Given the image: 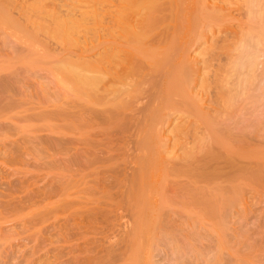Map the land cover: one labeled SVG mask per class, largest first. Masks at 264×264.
<instances>
[{
    "label": "bare ground",
    "instance_id": "bare-ground-1",
    "mask_svg": "<svg viewBox=\"0 0 264 264\" xmlns=\"http://www.w3.org/2000/svg\"><path fill=\"white\" fill-rule=\"evenodd\" d=\"M182 1L184 0H0V57L4 58L0 60L2 62L5 60L3 63L5 66L0 61V103L7 102L0 113H7V110L20 106L24 107V101L17 97L21 98L20 96L25 93L22 86H25L26 74L37 76L42 70L47 72L50 70V77L52 76L53 80L52 90L49 92L48 81V86L42 90L43 95L40 100L32 102L23 114L21 113L18 117L15 115L14 119L10 113L8 117L2 114L0 125L4 124V126H0V132L7 133L18 129V122L23 120L47 122L46 130H44V133H47L46 137L39 139L41 146L39 149L42 148L40 150L43 157L47 158L48 154L58 150V147H62L65 153H69L71 149L66 146L72 142H63L62 138L71 136L76 142L80 140L83 142L81 139L83 126L81 128L77 125L80 123L79 116L89 115L93 113L92 110L97 111L96 109L100 108V103L110 91L111 85L118 86V89H111L114 95L111 99L115 101H112L113 104L109 106H112V113L108 118L124 116L126 109L123 110L125 101L122 97L127 95L126 86L129 88L128 84L131 85V81L127 85L125 81L130 80L128 77L132 74L143 70L144 66L143 71H147L146 75L143 74V83L147 77L155 76L161 71L169 52L171 54V49L161 43L162 37L157 40V36H163L167 30V20ZM243 4L247 20L239 33L238 44L234 45L237 47L233 49L230 56L228 55L226 61L228 70L226 69L227 73L225 72L226 76H224L227 79L220 82V88L218 87L220 92L216 91L220 95L217 94L220 97L217 96V98L221 104L219 100L216 101L222 105V107L219 106L220 109L216 110L217 104V107L214 106L216 108L206 110L203 96L200 90H197V87H204L202 85L209 82V77L207 76V82L204 80L205 77L203 80H201L203 76L197 77L204 81V84L200 80L195 83V80L197 75L204 74L202 71L206 70L204 67L206 64L210 65L215 61H212L213 58L221 60L217 57L218 53L215 55L213 53L214 57H211L212 55L207 57V54L217 45L214 46L217 41L215 42L213 38L217 39V35L222 34V30H218V27L214 29L215 24L217 25L218 22L220 24L224 16L229 14L225 1H193L195 11L193 10L192 16L194 13L197 16V19L193 16L196 19L193 27L198 24L201 26L198 30L203 28L204 32L207 30V34L208 29L215 30V33H212V35L215 34L212 39L208 38V42L206 41L207 44L210 41L211 44L214 42L213 45L206 46L207 48L211 46L210 50L207 52L208 49L205 48L206 52L205 49L200 52L202 55L205 54L206 58L210 57L211 61L207 59L210 63H205L204 56L199 54V57L197 54L201 59L197 60L199 62L191 59L190 56H187L185 61L181 59L175 64L177 69L172 76L169 75L173 67L166 69L168 79L165 85V101L169 107L168 115L173 116L174 123H176V117H181L180 127L189 125L190 128L193 124L198 127H194L195 130L198 129L200 132L198 137L195 135L197 142L191 145L189 144L191 142H186L184 146L186 145L188 151L180 152L182 157L178 155L181 161L186 162V170L181 169V172L183 176L185 175L187 182H184L180 188L173 183L178 192L171 184L168 185V191L176 199L173 196L169 198L166 190L161 191L156 197L153 226L164 229L160 232L161 236L157 237L156 251H166L167 247L170 248L173 255L172 264H200V262L204 264H262L261 256L257 258L258 253L252 252L255 247L253 243L245 244L244 249L239 248L241 253L233 249L237 243L236 234L231 231L235 229L230 226L233 217L238 216L240 219L244 217L242 209L246 206L247 194L254 192L255 188L257 190V187L260 189L264 186V141L256 144L259 136L264 140V133L261 131L264 127V0H243ZM182 5H179V8ZM168 10L170 14L167 17L165 13ZM163 23H165L164 28L161 29L160 25ZM94 35H96L95 39H93ZM198 37H201L200 33ZM82 45L85 47L82 48ZM215 51L212 50V52ZM200 62L203 66L201 64L198 70ZM48 65L49 68H46ZM239 101L242 102L240 105ZM83 107L86 110L83 111ZM170 107H174L173 112L170 111L172 109ZM239 113L240 116L246 114L243 115L242 121H236L240 118ZM251 116L253 119L250 120ZM8 121L13 125L12 129H9L8 125L5 126ZM51 135L58 137L51 138ZM182 147L183 145L180 148L181 151L185 150L184 148L182 150ZM193 151H196V155L194 154L196 157L193 156ZM164 154L165 152L162 156ZM51 155L53 159L51 162H54L55 155L53 153ZM87 156L85 151H77L76 148L75 155L70 161L79 163L80 158L88 159ZM160 160L163 165L167 163V160ZM44 186L46 189L49 188V185ZM58 186L61 190L63 185L58 184ZM139 189L141 190L142 187ZM137 193L135 192L136 197H132L131 201L133 200V204L139 206L144 203V196L142 194L141 198ZM47 194L50 195L46 197L44 194L45 198H40L41 200L32 204L33 214L30 219L32 222L36 220L32 225L33 228L57 210L61 211L63 208L70 207L68 198H62L63 192L51 195V191L49 193L47 190ZM250 196L253 195L250 194ZM171 207H177L185 215L184 226L176 227L173 223L156 222L159 219L160 210L171 209ZM84 210L85 213L94 211L87 206ZM65 221L69 223L68 219ZM26 224L28 223L24 226ZM203 241L207 243L211 241L213 244L209 243L212 247L207 243H203L205 246H202ZM94 258L96 255L92 257L93 260ZM141 258L140 247L132 246L127 258H124L125 261L122 262L123 264H143Z\"/></svg>",
    "mask_w": 264,
    "mask_h": 264
},
{
    "label": "rangeland",
    "instance_id": "rangeland-1",
    "mask_svg": "<svg viewBox=\"0 0 264 264\" xmlns=\"http://www.w3.org/2000/svg\"><path fill=\"white\" fill-rule=\"evenodd\" d=\"M193 1L184 0L180 2L179 5H183L180 8L178 5L177 10L173 11L167 20V30L163 36H157L158 39L156 37L157 40L162 37L161 43L171 49V54L169 52L161 71L155 76L147 77L143 83V76L146 75L147 71H143L144 66L143 70L134 73L135 75L132 74L128 77L130 80L127 79L128 82L127 80L126 83L124 82L127 85L131 81L130 84L132 85L128 84L129 88L126 86L127 95H123L126 98L129 96V100L122 97L125 101L123 110L126 109L124 110V116L108 118L112 113V106H109L115 101L112 100L114 95L111 89H118V86L111 85V92H108L111 95L107 93L105 100H102L103 103H100V108L96 109L97 111L92 110L93 113L89 115L81 114L79 116L80 123L77 125L81 128L83 126L84 130L81 138L83 142L82 140L76 142L71 136L62 138L63 142H72L66 146L71 149L69 153H65L62 147H58V150L51 151L47 158L43 157V154H41L42 148L39 149L41 147L39 139L46 137L47 133H44V130H46L47 122L34 120L26 122L27 120H23L22 123L18 122V129L7 133L5 131L0 132V264H123L122 261H125L124 258H127L128 251L132 246L140 247L142 252L141 263L143 264L149 262L151 264H172L173 255H171L170 248L167 247L166 251H156L157 237L161 236L160 232L164 231L163 228L153 226L156 197L161 191H168V185L170 184L172 187L177 186L180 188L184 182H187L185 175L183 176V172H181V169L186 170V162L179 159L182 157L180 152H187V147L184 144L191 142L189 143L191 145L197 142L195 135H200V132H198V129L195 130L198 127L193 124V126L191 125L193 129L191 126L190 129L189 125L186 126L188 129L184 126L180 127L182 125V122L179 121L181 117H176V123H174L172 122L173 116L168 115L169 107L165 101V85L168 79L166 69L173 67L169 75L172 76V73L177 69L175 64L181 59L185 61L186 57L190 56L191 59L200 61L199 57L202 55L200 52L205 48L208 49L207 52L210 50L211 46L209 48L206 46L211 44V41L208 43L209 45L207 42L215 35H212L213 32L215 33L214 29L217 27L218 30L221 29L222 34H219L223 36V33H225V35L223 37L217 35V39L213 38L215 42L217 41L216 43L213 42L214 46L217 45L212 50L215 51L218 48V51L216 50L215 53L210 50L208 52L210 55L207 54V57L211 55V57H214L213 53L214 55L218 53L217 57L221 60L217 59V61L211 58L212 61H215L210 63V57L206 58L203 53L205 63L209 62L210 65L206 64L204 66L205 71L203 70L205 68H200L204 74L198 73L200 77L196 74V79L203 76L201 80L205 77L204 80L207 82L208 76L210 80L205 85H202L204 81L195 80V83L198 80L203 82L201 85L204 87H197V90H200L203 96L205 109L216 108L218 104L216 101L220 98L218 94L220 92L218 91L220 82L227 79L224 78L227 73L226 69L228 70L226 61L237 47L234 45L239 41V33L244 28L247 20L243 0H221V2L225 1V6L229 9L230 12L228 11V13L230 15L227 13L228 16H224L225 18H223V21L221 20L220 24L216 22V27L211 25L215 28H212L214 31L208 29V35L207 30L205 32L202 30L203 28L198 30L201 28L198 24V27H193V23L195 24L197 19L196 13L193 14L196 19L192 16ZM165 14L168 17L169 10ZM164 24L160 25L161 29L164 28ZM199 33L202 39L198 37ZM95 37L96 35L93 36V39ZM197 54H200L199 57ZM259 60L262 61V59ZM4 61H1L2 65ZM201 64L203 66V63L200 62L198 70ZM207 65L211 67L208 70ZM46 68H49V65ZM50 73V70L48 72L42 70L37 76L26 74V80L23 81L25 86H22L25 93L20 96L21 98L17 97V99L24 101V107L9 109L6 111L7 113H0V116L6 114L5 117H8L10 113V116L14 119V117L20 116L21 113L23 114V111L30 107L32 102L40 100L43 95L42 90L49 84L50 92L53 83ZM200 81L199 83H201ZM233 81L235 84V77ZM231 83L229 82V85ZM216 86L219 88L217 89ZM233 89L235 91V87ZM44 93L46 92L44 91ZM71 101L74 100L71 99ZM240 103L242 102L239 101V105ZM5 104L7 102L0 103V112L3 106H6ZM103 104L107 105L104 106ZM220 104H218L216 110L222 107ZM170 108H172L170 111L173 112L174 107ZM82 110L84 111L86 108L83 107ZM240 115L239 113L240 118L236 121H242L243 115L246 114ZM251 119H253V116L250 117ZM8 123L9 121L5 126L8 125L7 127L12 129L13 125ZM0 126L2 127L4 124ZM174 126H177V129L180 128V131L175 132L177 129ZM261 131L264 133V127L261 128ZM57 137L51 135V138ZM85 138L86 140H84ZM259 141L264 140L259 136L256 144H259ZM182 145V150L185 149L183 151L180 149ZM76 148L77 151H85L88 159L80 158L79 163L71 162L70 159L75 155ZM163 152L165 154L162 156ZM51 153L55 155L54 162H51L53 160ZM195 153L196 151H193V156L196 155ZM160 159L167 160V163L163 165ZM178 172L182 174L180 173V175ZM182 179L184 180L182 181ZM173 183H176V185L173 186ZM58 184L63 185L61 190ZM44 185H47V187L49 185L51 189H46ZM137 187H142V189L140 190ZM263 187L260 189L257 187V190L255 188L254 192L251 191L252 193L247 194L246 206L243 207L242 205V211L244 212V215H242L244 217L240 219L238 216L235 218V216L233 217L235 219L232 218L230 222V226L235 229L231 228V231L235 232L237 242L233 249H237L241 253L240 249H244L245 244L252 245L253 243L257 250L254 247L253 250L256 251L252 252L253 254L258 253L257 258L261 256L262 264H264ZM65 188L66 191H64ZM160 188L161 190H159ZM174 189H176V192L179 191L176 187ZM47 190L49 193L51 191V195L56 192L59 194L63 192L64 196L62 198H68L67 201L70 204V207L66 208L71 211L63 208V212L59 209L52 214L53 216L46 217L41 221V224L33 228L32 225L36 220L32 222L30 219L33 214L32 204L37 203L40 198H45V196L43 197L44 194H46V197L50 195L47 194ZM54 190L55 192H53ZM135 192H138L137 194L141 198L144 196V203L139 206L133 204V200L131 201V198L135 196ZM67 193L69 194L67 195ZM166 194L169 195V198L173 196L169 191ZM250 194L253 196H250ZM173 198L176 199L174 196ZM86 206L94 211L91 210L89 213H85ZM158 214L159 219L156 222L173 223L176 227L185 225V215L177 207L162 208ZM165 214L167 216L164 217ZM66 219L69 223L65 221ZM25 223L28 224L24 226ZM186 229L189 228L186 227ZM209 242L203 241L202 244L207 243V245H210ZM204 244L202 246H205ZM211 244L213 243L211 242ZM241 244L244 247H241ZM210 246L212 247V245ZM95 255L96 258L93 260L92 257H95ZM200 264L204 263L200 262Z\"/></svg>",
    "mask_w": 264,
    "mask_h": 264
}]
</instances>
